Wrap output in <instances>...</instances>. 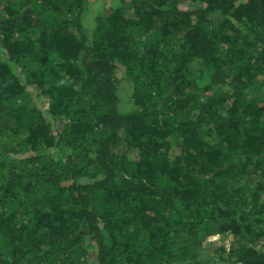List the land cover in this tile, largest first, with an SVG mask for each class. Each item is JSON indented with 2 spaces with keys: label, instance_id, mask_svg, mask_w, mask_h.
<instances>
[{
  "label": "trees",
  "instance_id": "obj_1",
  "mask_svg": "<svg viewBox=\"0 0 264 264\" xmlns=\"http://www.w3.org/2000/svg\"><path fill=\"white\" fill-rule=\"evenodd\" d=\"M105 1L0 0V264H264V0Z\"/></svg>",
  "mask_w": 264,
  "mask_h": 264
},
{
  "label": "rangeland",
  "instance_id": "obj_2",
  "mask_svg": "<svg viewBox=\"0 0 264 264\" xmlns=\"http://www.w3.org/2000/svg\"><path fill=\"white\" fill-rule=\"evenodd\" d=\"M109 0H106L105 2H108ZM119 75V78H120V85H119V90H120V95L121 97H127V93H129V86H128V83H129V80L128 78L123 75L122 72H119L118 73ZM124 103L122 104V107L124 108ZM218 237H210L209 239H207V243L208 242H211V241H215L217 240ZM231 242V237H228L224 243L225 245H228L229 246V243Z\"/></svg>",
  "mask_w": 264,
  "mask_h": 264
},
{
  "label": "built area",
  "instance_id": "obj_3",
  "mask_svg": "<svg viewBox=\"0 0 264 264\" xmlns=\"http://www.w3.org/2000/svg\"><path fill=\"white\" fill-rule=\"evenodd\" d=\"M262 244L264 245V238L262 240ZM225 247H226V250H228L229 246L228 245H225Z\"/></svg>",
  "mask_w": 264,
  "mask_h": 264
}]
</instances>
